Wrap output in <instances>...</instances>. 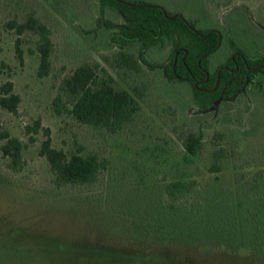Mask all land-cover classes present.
<instances>
[{"label": "rangeland", "instance_id": "rangeland-1", "mask_svg": "<svg viewBox=\"0 0 264 264\" xmlns=\"http://www.w3.org/2000/svg\"><path fill=\"white\" fill-rule=\"evenodd\" d=\"M146 1L199 29L239 23L245 34L237 42L247 55L264 46V0ZM28 11L51 32L45 76L38 74L37 36H18L7 24ZM99 15L98 0H0V86L11 82L20 98L15 114L0 108V133L24 145L20 171L7 168L0 153V264H264V202L257 204L264 198V82L202 110L191 86L167 80L160 68L119 66L120 48L110 38L116 27L106 28ZM104 18L122 21L109 8ZM125 49L139 52L137 44ZM168 51L152 48L144 58L158 64ZM228 53L223 43L211 53V70ZM82 64L96 65L117 89L136 96L139 109L131 121L108 131L70 114L61 86ZM36 122L38 131L28 133ZM45 129L53 147L95 153L106 169L93 183H56L39 152ZM190 131L203 136L193 163L185 166L193 186L173 204L192 214L209 209L195 233L184 224H161L163 212H171L163 187L181 168L182 139ZM214 162L218 169L212 171ZM236 241L241 246L231 248Z\"/></svg>", "mask_w": 264, "mask_h": 264}, {"label": "trees", "instance_id": "trees-1", "mask_svg": "<svg viewBox=\"0 0 264 264\" xmlns=\"http://www.w3.org/2000/svg\"><path fill=\"white\" fill-rule=\"evenodd\" d=\"M130 1L133 4H126L118 0H98L99 20L102 21L106 28L117 27V32L113 31L110 36L112 42L118 43L120 48L116 59L117 64L133 71H139L141 64L148 63L144 58L146 51L150 48H162L171 44L173 50H171L162 72L164 77H167L166 79L169 81L181 80L188 83L191 86L194 100L200 109L206 110L212 107L220 99L219 94L224 83L232 75L224 69L220 71L217 68L213 71L208 69L209 54L216 49L218 35L209 33L210 29H197L195 31L192 29L194 26L190 22L187 23L183 18L175 16L169 11L165 15L160 7L148 6L143 0ZM106 8L120 15L122 23L115 24L105 19L104 12ZM7 24L15 30L18 36L25 33L37 36L38 74L40 76L47 75L53 50L51 32L48 26L36 16L34 11L26 12L21 20L15 15ZM125 43L129 46L137 44L139 54L126 50L124 48ZM16 52L18 57L21 58L19 37L16 39ZM236 61L240 66L242 65L240 59L235 61L228 60L224 64L233 67ZM258 62L264 63V57L262 61L247 59L249 65H254ZM202 67L207 69L208 82L195 86L194 83L197 80L205 79L206 77V73L201 70ZM243 71L245 70L243 69ZM245 72L251 77V72ZM217 81V86L213 91H202L199 89L200 87L211 89L215 87ZM231 83V90L243 84L244 78L242 74L231 79ZM61 90L69 97L70 114L79 123L87 124L94 128L108 131L119 129L125 123L131 121L139 109L136 96L126 89H117L113 78L108 74L102 75L98 72L96 65L82 64L76 67L63 80ZM19 101L20 98L13 92L11 82H5L0 86V108L15 114ZM38 124L36 122L33 126H28V133H36L39 129ZM44 134L45 138L41 142L39 152L45 157L56 183L70 185L93 183L106 169L105 161L101 160L97 154L92 152L69 154L52 146L48 129H45ZM30 138L32 140V137ZM202 139L203 136L200 132L193 131L186 133L182 139L181 168L176 166L178 173L174 174L171 180L164 184L162 191L163 196L171 201V204H169L171 206L169 211L171 212H163L161 224L164 223L166 226H172V228L181 227L184 224V229L192 230L194 233L196 232V227H202L200 225L203 223L204 215L209 209L203 210L200 214H192L190 211H178L179 206L176 207L173 204L174 201L181 199L185 193L189 192L193 186L191 176L185 166L193 163L194 158L201 149ZM0 140H2L0 153L6 160V167L14 172L20 171L24 166L22 157L24 145L22 141L17 137L11 136L7 131L0 133ZM210 168L212 171L217 170V163L214 162ZM262 173L264 174V168ZM258 201L257 204H263L264 198L260 197ZM199 211L200 209L197 212ZM241 214L244 215L243 213ZM212 230L209 228L207 232ZM204 235H206V231ZM212 236L210 234L206 237L213 239ZM230 243H232L230 245L231 248L241 246L239 241Z\"/></svg>", "mask_w": 264, "mask_h": 264}, {"label": "flooded vegetation", "instance_id": "flooded-vegetation-1", "mask_svg": "<svg viewBox=\"0 0 264 264\" xmlns=\"http://www.w3.org/2000/svg\"><path fill=\"white\" fill-rule=\"evenodd\" d=\"M118 1H121V2L126 3V4H133L132 1H130V0H118ZM143 1H145V3H147L148 6H158V7H160L161 10L163 11V13L166 15L167 10H165L163 8V6H161L159 4L151 3V2L146 1V0H143ZM244 8H246V7H244ZM246 10L242 9V11H244V12ZM172 13L175 16L183 18L177 12H172ZM168 18H171V17H168ZM184 20L188 23V21L186 19H184ZM249 20H250V18H249ZM121 23H122V21H121ZM252 23L257 28H260V26H258L256 23H254V22H252ZM192 29L197 31V29H199V28H196V27L193 28L192 27ZM204 29H210L209 33H215V34L218 35V44L216 46V49L213 50V52L218 50L220 48V46L222 45V43L226 46V48L228 49V52H229L226 55L225 59L222 62H219L217 64V66L214 69H212V70H211V67H210V60L211 59L208 58V61H209L208 69L209 70L213 71V70H215L217 68L218 71H220V70L224 69V70H227L230 74H232L230 76L231 78H229L224 83L223 88H222V90H221V92L219 94L220 99L218 101L230 102V101H233V99H235L237 96L245 93L247 89L248 90H253V89L259 90V89H261V85L264 82V63L263 62H258V63L254 64V65H249L247 63V59H257V60H261L262 61V58L264 57V46H262V45L259 46V47L257 46L258 49H257V47H254L256 49L251 48L254 52H256V55H247L245 53V51H243L241 49V47H239L240 44L237 42L239 40V37H242L245 34V32L243 31L242 27L237 22H235L232 26H230V28H225V29L223 28V30H221V28L216 27L214 25L207 26ZM259 30L264 32V29H262V28H260ZM114 32H117V27H116V31H114ZM234 32L238 33V37L234 36ZM227 37H229V38H227ZM116 44H117V46H119L118 43H116ZM124 45H125L124 48L130 47L127 43H125ZM165 48L169 49L168 54H167V58H168L171 50H173V47H172L171 44H168L165 47L158 48V49L163 50ZM150 49H152V48H150ZM213 52H211V53H213ZM210 54H209V56H210ZM238 59H240L242 61V65H241L242 67L239 65V63L237 61L234 62L233 67H230L229 65L224 64V62H226L228 60L235 61V60H238ZM166 62H167V59L165 61L161 62V63H158V64H152L150 62L143 63V64H145V65H147L148 67H151V68H160L162 70V72H163L164 68L166 66ZM243 69L245 71L251 72V77L249 76V74H247V72L243 71ZM201 70L203 72H205V73L207 72V69H205L203 67L201 68ZM240 74H242V76L244 78V83L240 84L236 89L231 90L232 89L231 79L235 78V76H239ZM207 80H208V74L206 73L205 79L197 80L194 83V85L197 86L198 84H206L208 82ZM180 82H184V81L180 80ZM217 83H218V81L216 82L215 87H213L211 89H208L206 87H200L199 89L202 90V91H213L216 88ZM233 84H234V82H233ZM202 110H205V109H202ZM206 110H208V109H206Z\"/></svg>", "mask_w": 264, "mask_h": 264}, {"label": "water", "instance_id": "water-1", "mask_svg": "<svg viewBox=\"0 0 264 264\" xmlns=\"http://www.w3.org/2000/svg\"><path fill=\"white\" fill-rule=\"evenodd\" d=\"M218 103V100L215 102V104H217Z\"/></svg>", "mask_w": 264, "mask_h": 264}]
</instances>
